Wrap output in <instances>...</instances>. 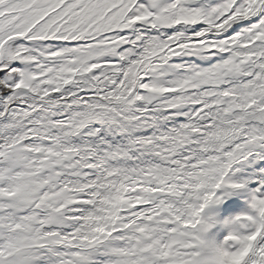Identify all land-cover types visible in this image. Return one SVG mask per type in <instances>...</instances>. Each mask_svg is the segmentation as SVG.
<instances>
[{
	"label": "snow or ice",
	"instance_id": "6c2138e0",
	"mask_svg": "<svg viewBox=\"0 0 264 264\" xmlns=\"http://www.w3.org/2000/svg\"><path fill=\"white\" fill-rule=\"evenodd\" d=\"M0 264H264V0H0Z\"/></svg>",
	"mask_w": 264,
	"mask_h": 264
},
{
	"label": "bare ground",
	"instance_id": "6f19581e",
	"mask_svg": "<svg viewBox=\"0 0 264 264\" xmlns=\"http://www.w3.org/2000/svg\"><path fill=\"white\" fill-rule=\"evenodd\" d=\"M218 195L224 197L223 202L219 205L213 206L209 209H206V214L215 215L217 219L221 222L222 213L231 206L235 205L236 203H240L238 209L232 215V218L245 214L249 211V201L244 203L245 199H249L248 194L246 192H239V193H232V194H225V190H220ZM210 237L215 238L218 242L222 241L228 235V229L219 223L212 229L210 232Z\"/></svg>",
	"mask_w": 264,
	"mask_h": 264
},
{
	"label": "clouds",
	"instance_id": "9594fccd",
	"mask_svg": "<svg viewBox=\"0 0 264 264\" xmlns=\"http://www.w3.org/2000/svg\"><path fill=\"white\" fill-rule=\"evenodd\" d=\"M216 205L219 204L212 202L207 206L206 209H209ZM206 209L203 213V220L205 225L207 226V230L203 232L202 239L204 241V247L206 251L209 253L210 256H214L216 253V249L219 247V245L216 243V239L210 237L209 235L212 229L216 227L217 224L222 223L223 226L227 229H230L232 232H237L238 226H243V222L241 220H238L236 217L230 220L220 222L215 215L206 214Z\"/></svg>",
	"mask_w": 264,
	"mask_h": 264
},
{
	"label": "rangeland",
	"instance_id": "374dc122",
	"mask_svg": "<svg viewBox=\"0 0 264 264\" xmlns=\"http://www.w3.org/2000/svg\"><path fill=\"white\" fill-rule=\"evenodd\" d=\"M234 208H236V207L233 206V207H232V210H233Z\"/></svg>",
	"mask_w": 264,
	"mask_h": 264
}]
</instances>
